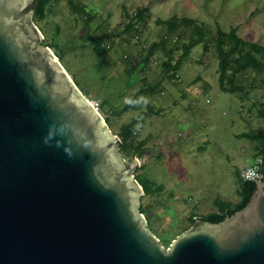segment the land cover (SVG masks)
Listing matches in <instances>:
<instances>
[{
    "label": "water",
    "instance_id": "obj_1",
    "mask_svg": "<svg viewBox=\"0 0 264 264\" xmlns=\"http://www.w3.org/2000/svg\"><path fill=\"white\" fill-rule=\"evenodd\" d=\"M37 3L0 0V264H264L263 179L242 210L161 244L140 160L43 44Z\"/></svg>",
    "mask_w": 264,
    "mask_h": 264
},
{
    "label": "rangeland",
    "instance_id": "obj_2",
    "mask_svg": "<svg viewBox=\"0 0 264 264\" xmlns=\"http://www.w3.org/2000/svg\"><path fill=\"white\" fill-rule=\"evenodd\" d=\"M69 1L83 7L86 16L91 17L88 29L81 20L85 14L72 11ZM53 3V11L41 22L43 44L56 41L63 55L62 65L82 94L99 105L113 135L120 139L121 127L141 114L147 115L138 135V141H147L145 155L137 156L144 168L139 167L134 176L164 187L158 194L144 193L141 197L144 217L161 244L168 248L191 228L193 216L201 218L217 211L218 201L239 202V175L257 156L256 142L239 136L264 129V119L259 115L260 103L264 102V75L250 72L236 77V84L244 85L247 93L222 92L212 39L218 30L229 33L235 29L239 38L264 47V0ZM141 8H148L151 17L139 24L140 35L136 38L124 28ZM173 16L196 20L208 35L182 60L178 79L169 80L164 78L168 51L172 49V59L178 61L183 45L189 41L187 30L168 33L164 22ZM181 31L186 33L183 38L179 37ZM165 36L166 50L155 52L145 64L148 50ZM94 38L110 48L106 63H100L94 55ZM208 42L206 51L204 45ZM132 61L140 66L132 70Z\"/></svg>",
    "mask_w": 264,
    "mask_h": 264
},
{
    "label": "trees",
    "instance_id": "obj_3",
    "mask_svg": "<svg viewBox=\"0 0 264 264\" xmlns=\"http://www.w3.org/2000/svg\"><path fill=\"white\" fill-rule=\"evenodd\" d=\"M53 1L54 0H38L35 9L34 21L43 34L44 32L43 28L41 27V22L45 20L48 13L53 11V6L55 5ZM69 4L72 8V11L77 14L83 13L86 16V12L83 11V7L81 9L78 6H74L73 3H70V1ZM150 17L151 15L148 11V8L138 9L135 12L134 16L129 20L128 25L125 26L124 32L128 35L133 34V37L139 38V24L142 22L145 23V20ZM81 20L83 21V26L88 29V24L90 23L91 17L86 16V18H82ZM164 24L166 25L169 34H175L178 30L182 29H184L183 31L187 30L188 32L187 35L189 41L187 44L183 45L182 57L178 61H174L172 59L174 51L172 49L168 51L169 58L165 63L167 66V72L165 73L164 78L175 80L178 79V72L180 70L179 68L182 64V60L189 57L193 49L204 43L205 39L207 38L208 32H206V30L201 25H199L196 20L185 17L178 18L173 16L172 18L165 21ZM183 31H181V33L179 34V37L181 38H183V36L186 34ZM167 40L168 36H165L160 40V42L151 46V48L148 50V55L144 59L145 64L149 63L155 52L162 49L166 50L168 46ZM213 40L214 48L218 56V81L221 91L227 94H236L240 91H244L245 93H247V90H245L246 87L244 85L238 86L235 79L238 75H248L250 72H255L257 75H264V47L257 43L244 41L243 39L239 38L235 29L231 30L229 33L218 30L216 36L212 39V41ZM92 43L94 55L99 59L100 63H106L109 53L108 50H110L109 46H106L104 42H99L98 38H94ZM209 45V42L207 44L205 43L204 48L206 51H209ZM46 46L52 50L54 48L57 49L58 47L56 41L55 44H46ZM56 49L54 51V54L59 58L60 62H62L63 55L61 54L59 49ZM131 63L132 70L137 69L140 66L138 61H132ZM145 64H143L142 70H145ZM75 83L79 87L77 82ZM158 86L159 84L155 86V89ZM253 105L255 106L256 104ZM259 107V115L264 119V102L260 103ZM127 110L128 108L124 111ZM146 116V114H141L140 116L134 118L130 124L121 127V132L119 134L120 147L121 153L125 158H131L132 160L137 156L142 157L145 155L147 151V141H138V135L140 134V130L145 126ZM106 122L109 123L107 118ZM239 138L249 139L256 142V145L254 147L257 154L255 162L258 159H262L261 166L262 172L264 174V129L243 133L239 136ZM141 168H144V166H141L139 169ZM136 179L142 185L145 196L158 194L164 190V187L162 185L156 186L155 183L148 178L140 180L136 177ZM238 182L240 186L239 202L233 204L226 202L221 203L218 201L216 203L218 207L217 211L209 213L205 216H201V218L193 216V218H191V224H193L195 219L197 218L213 223H218L224 220L225 217L231 216L234 213L242 210L249 202L253 192L255 191L256 185L253 181H244L241 178H239ZM143 211V207H141V212L144 213Z\"/></svg>",
    "mask_w": 264,
    "mask_h": 264
},
{
    "label": "built area",
    "instance_id": "obj_4",
    "mask_svg": "<svg viewBox=\"0 0 264 264\" xmlns=\"http://www.w3.org/2000/svg\"><path fill=\"white\" fill-rule=\"evenodd\" d=\"M94 107L98 110L99 105L92 102ZM262 159H258L253 164L244 168L241 172V179L244 181H251L253 179H264V174L262 172Z\"/></svg>",
    "mask_w": 264,
    "mask_h": 264
},
{
    "label": "crops",
    "instance_id": "obj_5",
    "mask_svg": "<svg viewBox=\"0 0 264 264\" xmlns=\"http://www.w3.org/2000/svg\"><path fill=\"white\" fill-rule=\"evenodd\" d=\"M254 162H255V161H254ZM254 162H252V163H248V164L251 165V164H253ZM248 164H247L245 167L249 166Z\"/></svg>",
    "mask_w": 264,
    "mask_h": 264
}]
</instances>
